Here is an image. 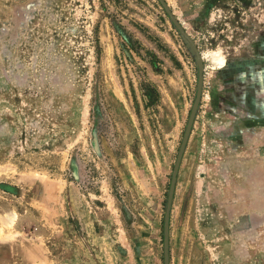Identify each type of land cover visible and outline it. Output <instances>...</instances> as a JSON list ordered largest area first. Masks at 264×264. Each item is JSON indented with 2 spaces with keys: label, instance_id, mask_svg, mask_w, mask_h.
<instances>
[{
  "label": "rangeland",
  "instance_id": "obj_1",
  "mask_svg": "<svg viewBox=\"0 0 264 264\" xmlns=\"http://www.w3.org/2000/svg\"><path fill=\"white\" fill-rule=\"evenodd\" d=\"M164 1L203 65L168 264H264V0ZM197 82L159 0H0V264H164Z\"/></svg>",
  "mask_w": 264,
  "mask_h": 264
},
{
  "label": "crops",
  "instance_id": "obj_2",
  "mask_svg": "<svg viewBox=\"0 0 264 264\" xmlns=\"http://www.w3.org/2000/svg\"><path fill=\"white\" fill-rule=\"evenodd\" d=\"M188 91L186 89L177 90L176 95L170 97V92H168L165 97V121H167L166 126V144L165 154H169L171 148L175 145L176 140L178 139L180 132L184 125V118L188 111ZM202 106H200L201 111ZM200 111V112H201ZM199 112V113H200ZM200 116L197 114L195 122L193 123L192 131L189 135L187 146L180 164L178 179L182 173L187 172L193 165L194 151L193 149L197 148V143L199 142L200 135L202 134L201 123L199 122ZM193 142V143H192ZM192 143V145H191ZM192 148V152H188L189 148ZM191 153V154H190ZM196 155V154H195ZM165 156V164L167 161ZM195 159V158H194ZM184 166V167H183Z\"/></svg>",
  "mask_w": 264,
  "mask_h": 264
},
{
  "label": "water",
  "instance_id": "obj_3",
  "mask_svg": "<svg viewBox=\"0 0 264 264\" xmlns=\"http://www.w3.org/2000/svg\"><path fill=\"white\" fill-rule=\"evenodd\" d=\"M159 2L163 6L164 10L168 14L169 18L171 19L175 27L179 30L181 35L189 43L190 47L192 48L195 54L197 64H198V82H197V87H196V95H195L193 106L190 110V114H189V117L186 123V127L184 129L182 140H181V143H180L177 155H176L175 163L172 169L171 180H170V185H169V190H168V198H167L166 209L164 213V264H168V236H169L170 209H171L179 165H180L182 155H183L184 149L186 147V144H187V141L190 135V131H191L192 124L195 118V114H196V111H197V108L200 102V97H201V92H202V83H203V65H202L201 55L193 39L188 35V33L183 28V26L180 24L177 18L173 15L167 3L164 0H159Z\"/></svg>",
  "mask_w": 264,
  "mask_h": 264
},
{
  "label": "bare ground",
  "instance_id": "obj_4",
  "mask_svg": "<svg viewBox=\"0 0 264 264\" xmlns=\"http://www.w3.org/2000/svg\"><path fill=\"white\" fill-rule=\"evenodd\" d=\"M212 58V60H215L216 62H218V63H220L221 62V57L219 58L218 56L217 57H215V56H212L211 57ZM223 61V60H222Z\"/></svg>",
  "mask_w": 264,
  "mask_h": 264
}]
</instances>
